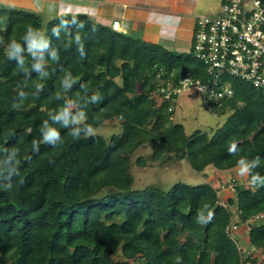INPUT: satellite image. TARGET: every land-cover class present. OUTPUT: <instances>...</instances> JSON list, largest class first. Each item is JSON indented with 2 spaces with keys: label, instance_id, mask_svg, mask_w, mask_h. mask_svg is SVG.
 Masks as SVG:
<instances>
[{
  "label": "trees",
  "instance_id": "16d2710c",
  "mask_svg": "<svg viewBox=\"0 0 264 264\" xmlns=\"http://www.w3.org/2000/svg\"><path fill=\"white\" fill-rule=\"evenodd\" d=\"M41 27L40 13L0 3V264H243L227 231L234 213L264 264V219L248 222L264 213V184L251 183L264 178V88L230 78L232 96L204 103L224 121L212 134L187 133L160 87L188 74L206 80L192 49L115 30L85 11L53 16L43 35ZM112 119L120 131L87 134ZM49 128L59 132L55 144L43 140ZM181 159L206 178L211 165L248 167V185L237 180L222 196L227 206L209 179L133 186V163ZM209 210L213 219L198 223Z\"/></svg>",
  "mask_w": 264,
  "mask_h": 264
},
{
  "label": "built area",
  "instance_id": "2783aa9c",
  "mask_svg": "<svg viewBox=\"0 0 264 264\" xmlns=\"http://www.w3.org/2000/svg\"><path fill=\"white\" fill-rule=\"evenodd\" d=\"M111 26L118 31H128L127 24L120 18L113 19ZM191 49L194 56L206 65V80L191 74L179 78L177 84L168 80L166 85L160 87L165 98L176 100L174 95L195 88L205 104L211 100L219 102L234 93L230 78H241L256 87L264 88V0H222L217 11L197 15ZM173 108L175 106L172 105L170 109ZM230 181V187L235 188L236 178ZM222 186L219 185L217 189L221 196L219 202L227 206L222 197ZM263 219L264 213L261 212L248 222ZM241 226L234 214L227 231L238 237ZM238 245L243 250V264H256L249 251L250 247L244 246L240 238Z\"/></svg>",
  "mask_w": 264,
  "mask_h": 264
},
{
  "label": "rangeland",
  "instance_id": "374dc122",
  "mask_svg": "<svg viewBox=\"0 0 264 264\" xmlns=\"http://www.w3.org/2000/svg\"><path fill=\"white\" fill-rule=\"evenodd\" d=\"M103 2L105 0H80L81 3H95V2ZM127 1V5L125 7L131 6L133 3L137 4L140 3L141 5L144 3H163L165 5H169V7H175L178 9L179 6L187 7L188 11L191 12V15H187V13L182 12V16L187 15L186 19L182 22L183 27L186 28L182 33V38L184 39L181 43V38H179L177 45H179L180 49H184L183 51H191V44L190 41L191 32L194 28L195 19L197 15L202 13L208 12L212 13L217 11L222 3V0H125ZM1 4H5L0 2ZM8 5V4H6ZM11 6V5H8ZM88 5L82 6V8H87ZM16 7V6H13ZM132 7V6H131ZM87 11V10H83ZM39 13L42 16V23L43 28L38 31V34L43 35L46 31L47 21L55 16L54 14H48L45 11L39 10ZM67 13V12H64ZM184 13V14H183ZM60 14V13H59ZM111 24V23H110ZM131 32H135L132 30ZM140 33L143 34L141 31ZM140 35L139 33H136ZM175 47L174 49L177 51H181ZM193 53V52H192ZM81 119V118H80ZM225 119V115H218L215 111L211 108L207 107L204 104L203 98L201 94L195 89L191 88L187 91L181 92L175 104V112L173 114V120L176 122H181L184 125V128L187 133L193 132L195 129H204L209 131L212 134L214 128L221 124ZM121 124L119 120L112 119L107 120L106 123L98 128L92 129V131H98L104 134L105 136H109L114 132H118L121 130ZM150 152V147H141L136 152V156L140 154H147ZM135 156H133L134 158ZM245 168L244 166H239L237 172L233 171H221V174H217L215 172V168L213 166H209V175L206 178L202 173L197 172L191 164L186 159H181L174 163L173 165H166V166H148V167H141L137 163H133L132 165V173L134 174V187L135 188H143L149 184H157L163 189H168L172 184L178 181H185L191 184H197L204 182L205 180L209 179L213 182H216V186L222 185V192L223 195H230L234 194V188H231V181L230 179L236 178L241 184L248 185L246 180V175H240L241 169ZM212 177V178H211ZM221 187V186H220ZM235 214V213H234ZM237 218V215L235 214ZM248 224L245 222L242 224L241 228L238 230L237 236L242 240L244 246L248 243ZM246 244V245H245ZM250 247L249 251L252 252L253 256H260L259 258L262 259L263 254L260 252H256L253 250L251 245H247ZM137 263V261L135 262ZM134 264V262H133Z\"/></svg>",
  "mask_w": 264,
  "mask_h": 264
},
{
  "label": "crops",
  "instance_id": "0c3cea01",
  "mask_svg": "<svg viewBox=\"0 0 264 264\" xmlns=\"http://www.w3.org/2000/svg\"><path fill=\"white\" fill-rule=\"evenodd\" d=\"M5 4L11 5L10 7L16 6L15 8H24L39 13V10L45 11L48 14L52 13L57 15L64 12H79L87 10L94 19L110 24L113 19L120 18L122 22L127 24L128 31L134 30L139 33L145 39L159 42L165 45L167 48L174 49L177 45L179 38L181 43L184 40L181 36L185 27L182 22L186 19L187 15L192 13L188 11L187 7L179 6L178 9L175 7H169L163 3H144L135 4L125 7L127 1L125 0H105L103 2L95 3H81L80 0H0ZM88 5L87 8L82 6ZM182 12L187 15L182 16ZM46 27V25H44ZM43 28V23L42 27ZM194 29V28H193ZM143 32L140 33V32ZM192 33L189 44L192 41ZM179 50L183 51L184 49ZM239 166L232 169H216L217 174H221V171H233L237 172ZM208 176L209 173H208ZM208 178V177H207ZM212 178V177H211ZM212 183L216 184V182Z\"/></svg>",
  "mask_w": 264,
  "mask_h": 264
},
{
  "label": "clouds",
  "instance_id": "9594fccd",
  "mask_svg": "<svg viewBox=\"0 0 264 264\" xmlns=\"http://www.w3.org/2000/svg\"><path fill=\"white\" fill-rule=\"evenodd\" d=\"M30 32H31V29H29V33H30ZM13 47L16 49V51H19V50H20L18 44H15V43H14V44H13ZM35 67H36L37 69H39L40 65L37 64V65H35ZM64 83H65V86L67 87V86H68V81L66 80ZM92 99H93V100H96L97 97L94 95V96L92 97ZM64 115L66 116L67 114L65 113ZM59 118H60V117H57L56 119H59ZM66 122H67V121H65V123H66ZM87 134H88V135H92V134H93L91 128L88 129ZM70 135H71L74 139H78V138H79V130H74L72 133H70ZM58 139H59V132L56 131L54 128H49L48 131L45 132V134H44V136H43V140H44L45 142H49V143H53V144H55V142H56ZM34 146H35V142H34ZM229 151H230V154L235 155L236 152H237L236 145H235V144H232V145L230 146ZM248 172H249V168H248V167H245V168L241 169V171H240L239 174L243 176V175L248 174ZM258 181H259V184H264V178L259 177L258 174H255V175H252V176H251V183H252V184L255 185V184H257ZM213 216H214L213 212L209 210V211L207 212L206 215H205L203 212L198 213L196 219H197V222L200 223V224H207V223H209V222L213 219Z\"/></svg>",
  "mask_w": 264,
  "mask_h": 264
}]
</instances>
